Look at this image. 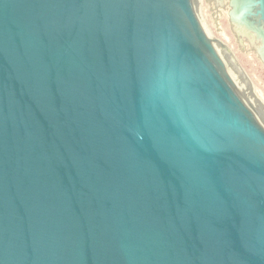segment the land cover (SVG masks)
<instances>
[{
	"label": "water",
	"instance_id": "obj_1",
	"mask_svg": "<svg viewBox=\"0 0 264 264\" xmlns=\"http://www.w3.org/2000/svg\"><path fill=\"white\" fill-rule=\"evenodd\" d=\"M0 264H264V129L192 0H0Z\"/></svg>",
	"mask_w": 264,
	"mask_h": 264
},
{
	"label": "rangeland",
	"instance_id": "obj_2",
	"mask_svg": "<svg viewBox=\"0 0 264 264\" xmlns=\"http://www.w3.org/2000/svg\"><path fill=\"white\" fill-rule=\"evenodd\" d=\"M194 2L200 11L202 23L209 28L216 43L220 44L221 50L225 51L233 64V70L245 89L248 106L251 105L264 121V58L257 49V41L237 32L231 0Z\"/></svg>",
	"mask_w": 264,
	"mask_h": 264
},
{
	"label": "bare ground",
	"instance_id": "obj_3",
	"mask_svg": "<svg viewBox=\"0 0 264 264\" xmlns=\"http://www.w3.org/2000/svg\"><path fill=\"white\" fill-rule=\"evenodd\" d=\"M192 1H193V6L195 9L196 15L198 19L200 20L201 25L206 32V35L209 37V39H211V41L215 42V48L217 50L219 57L223 60L225 64L227 76L229 77L235 92L242 99V101L245 103L248 109L249 110L251 109L250 110L251 113L254 115V117L257 119V121L260 123V125L264 129V121L261 119L260 116H258V113L256 112V110L253 107H251L250 104H249L250 106H248L249 101H247L246 94L244 91L245 89L243 90L242 83L237 73L233 70L234 69L233 64L231 63L229 57L224 53L225 51L223 52L221 50L223 48H220V44L216 43L214 35L211 33V31L208 30L209 28L206 27L204 23H202L200 11L196 9V5H194L195 0H192ZM254 2L255 0H231V5L233 6V9H232L233 18L236 22L235 27L238 30L237 32H239L243 36L249 35L253 41L254 40L257 41V49L264 58V24L260 22L259 17H258V20H254L251 17H249L252 12L251 8ZM255 19H257V17Z\"/></svg>",
	"mask_w": 264,
	"mask_h": 264
}]
</instances>
